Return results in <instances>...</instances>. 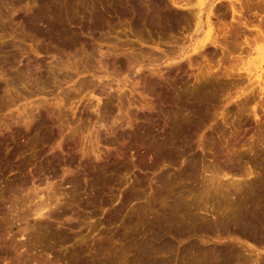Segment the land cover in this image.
<instances>
[{
  "label": "rangeland",
  "instance_id": "rangeland-1",
  "mask_svg": "<svg viewBox=\"0 0 264 264\" xmlns=\"http://www.w3.org/2000/svg\"><path fill=\"white\" fill-rule=\"evenodd\" d=\"M119 1L156 23L116 14ZM119 1L0 0V264H142L145 218L190 199L204 165H222L224 183L249 167L264 177V0H178L202 10L200 23L171 0ZM231 4L245 6L248 45L219 64L210 43L220 22L237 27ZM207 42L210 72L195 50ZM220 188L193 197L210 222L232 212ZM55 194L53 213L30 214ZM256 248L248 264H264Z\"/></svg>",
  "mask_w": 264,
  "mask_h": 264
},
{
  "label": "bare ground",
  "instance_id": "bare-ground-1",
  "mask_svg": "<svg viewBox=\"0 0 264 264\" xmlns=\"http://www.w3.org/2000/svg\"><path fill=\"white\" fill-rule=\"evenodd\" d=\"M171 1L174 5L180 7L181 10L188 11L185 13L190 12L191 14L190 13L189 14L191 15V17H194L195 20H197L196 22L200 23V21L202 20V16H203L202 10L200 8L198 10H195L189 6L190 4H180L178 0H171ZM119 2H121V1H119ZM114 3L112 4V6H110V8L114 6L112 11L113 10L117 11L116 14H118V15L120 13H121V15L122 14L127 15V14L135 13L136 17H138V19L135 17L136 20L141 21V20H144L146 18V21H147V19L149 18L150 22L151 21L155 22V19H153L154 17L151 15V14H153V13H151L152 12L151 10H150V13H151L150 14L149 12L144 10L140 5H137V4H135V6L130 9V8H124L125 6L122 7L121 6V5H123L122 2L121 3L117 2L115 4ZM202 4H204V3H202ZM201 6L202 5L199 4V7H201ZM231 7H232L231 10L233 13V20L238 21L237 27L233 29L232 27L231 28L228 27L227 24L220 22V23H222V25L219 23L221 26H218V32H219L217 35L218 37H216V39H214L210 43V45H213L214 47H220L221 48V51L223 53V57L219 60V64L222 62L224 63V61L228 62L230 60L229 55H231L236 50L242 51L243 48H244L243 49V51H244L245 46L248 45L247 41H248L249 37L247 38L246 32H247V30L250 29V24L247 23L248 19L245 15V9H244L245 6L243 8L241 6L240 9H237L236 7L233 6V4H231ZM110 8H109V10H110ZM151 9H154V8H151ZM165 11H166V9H165ZM165 11H163V12L161 11L163 18H165L166 20L167 19L175 20L174 16L172 14H170L169 11L168 12H165ZM108 12L109 11L107 10L106 13H108ZM155 13H156V11H155ZM110 14H112V13L110 12ZM173 14H175V12H173ZM181 15H182V13H181ZM132 16L134 17V15H132ZM189 16H187V18ZM95 17H97V16H95ZM178 17H177V19H178ZM43 18H45L44 14H38V16L33 20V22L35 20L38 22V20L40 21ZM91 18H93V17H91ZM92 20H97V19L95 18ZM208 20H210V19H208ZM92 23L95 24L97 22H92ZM197 23H196V25H197ZM209 23H210L209 25H211V21ZM211 26H213V25H211ZM48 28H49V31L51 33L55 34L57 32L56 26L51 24V23L48 24ZM66 34L67 33H65V32H59L55 36L57 39L61 40L62 42H66V39H67ZM239 36L244 37L242 42H236V39ZM243 43H245V45H243ZM63 44H66V43H63ZM207 48H208V42L200 45L195 50L198 52V54L200 56H202L204 58V61L206 63V64H204L205 65L204 67H207V69L210 72V70L212 69L213 63L211 61L212 58L209 59L210 58V57L208 58L209 54L205 52L207 50ZM252 61H254V60H252ZM254 62H253V64H254ZM256 62H257V60H256ZM217 63H218V61H217ZM214 66H216V65H214ZM130 68H131V65H130ZM226 72L228 73V71H226ZM246 72H247V78L250 79L251 70L248 68V69H246ZM232 73L233 72H231V74ZM231 74L229 73V74H227V76H230ZM105 75H107V74H105ZM233 75H231V76H233ZM238 82H240V84H242V82L245 83V81H240V80H238ZM85 85H86V83H85ZM235 86H238V85H235ZM250 88H251V85H250ZM252 90L254 91V89H252ZM258 90L261 91L260 94H264V91H263L264 87H262V84L259 86ZM83 92H85V91H83ZM251 92H249L250 93L249 95H248V93H246L248 95V96L246 95L248 97V99H249V97L251 98V96H253V95L256 96L255 93L252 94ZM242 94H244V93H242ZM87 95H88V93H87ZM257 96H256V98H258ZM245 105H247V104H245ZM240 109H241V107H240ZM261 109L264 112V106H262ZM252 113L255 117L254 120L259 121L260 118L262 117L259 114L256 107H254ZM213 163H214V161H213ZM191 166H189V167L191 168ZM204 166H203L204 167V173H206L207 175L206 174L203 175L204 178L202 177L201 183H199V184L197 183L199 186L196 189L191 188L192 189L191 194H193V195H192V197L190 196L191 198L189 197L190 199L182 198V196H183L182 195L180 198L178 197L175 199L177 202L173 200L174 204L173 205L171 204L172 206L169 205L170 207H167L168 206L167 205L166 206L167 208L164 207L165 208V210L163 209L164 211L160 210L163 212H160L157 217L151 218L150 221H148L149 220L148 218H145L147 221L144 220V222H146V223L150 222V224L147 225L145 223V225H147L148 227L149 226L151 227L152 233H151L150 240L143 245L144 246V254L142 255V257L140 259V262L142 264H178L179 262L181 264H248L250 262L255 261L254 255H256V252L258 249V248H256V246L264 247V177H261L262 175H260L259 177H261L262 179L259 178L258 177L259 174L255 173L257 170H254L252 168L250 169V167H249V169H247L248 170L247 172L245 170V172H244L245 175L240 174L241 171L237 172L236 174L233 173L234 175H231L230 178L227 176L228 181L224 183V181L222 182V177L224 178L228 174L225 173L224 175L221 174L222 176L220 175V172H222V173L224 172L222 170V169H224L222 167V165L211 164V163L208 164L207 163V165H204ZM192 168H194V166ZM194 169H196V168H194ZM185 172H187V173H185ZM185 172L182 173L180 176V177H182V179L189 175L188 170H186ZM196 173L193 175H196ZM196 176H199V173ZM201 176H199V178ZM180 180H181V178H180ZM196 180H198V179L196 178ZM228 186H230V188ZM220 187H222V188L227 187V190L225 189L227 192H229L228 190H230L229 194L232 195V197H233L232 200L230 201V204L232 207V209H231L232 212H230L231 214H229L228 216L226 214L227 217H218L214 221L210 222V220L208 221L206 216H204L203 214L200 215V212H203L206 215L205 212L207 211L206 210L207 206L205 207L206 211H204V208L202 210V207L196 203L197 200H195L194 198L197 195H199V197L197 196L198 198H200L202 196L203 198L207 197L209 200V198L211 196H213L212 194L214 192L217 193L219 191H222V189ZM38 195L39 194H37V196ZM186 196H189V195H186ZM52 197H53V195L51 197L48 196V198L46 197L45 200L42 199L43 201L40 200L41 202H36L35 204H33L34 206L29 209L30 214H33L35 216L36 215L44 216L45 214L50 215L51 213H53L51 207L53 205L56 206V204L58 203L60 198H58L59 196L57 197L56 194L54 195L53 198ZM55 201H57V202H55ZM205 205H207V204H205ZM45 210H47L46 213H44ZM194 210H198L199 212H196ZM139 216H141L139 218H141V219L143 218L142 215H139ZM145 217H147V216L145 215ZM22 234H24V233H22ZM169 236L171 238H173L174 240L173 239L171 240V238ZM194 237H195V240H194ZM215 237H216V240H218V242L220 244L211 245V242L212 241L214 242ZM197 238H199V239H197ZM227 238L231 239L230 242L229 241L228 242L222 241L223 239L225 240ZM185 240H187V241L190 240V241L189 242L186 241L187 242L186 245L181 250L180 247H177V245L175 244V241L181 242V241H185ZM242 240H244V241L242 242ZM246 242H251L256 246H254L253 244L248 245V244H246ZM19 259H17V260H19ZM34 261L36 262V260H34ZM34 261L32 259H26L24 262L22 261V264H36Z\"/></svg>",
  "mask_w": 264,
  "mask_h": 264
}]
</instances>
